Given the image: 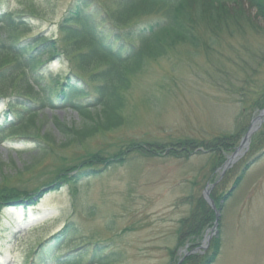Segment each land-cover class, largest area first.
I'll return each mask as SVG.
<instances>
[{"label": "rangeland", "instance_id": "rangeland-1", "mask_svg": "<svg viewBox=\"0 0 264 264\" xmlns=\"http://www.w3.org/2000/svg\"><path fill=\"white\" fill-rule=\"evenodd\" d=\"M72 1L0 0V10L27 16L30 31L25 36L42 33L55 38L57 24ZM99 2L105 8L112 5V0ZM199 31L203 36V30ZM219 34L213 39L211 35L202 37L198 47L179 44L156 59H148L131 77L125 123L82 143L63 146L64 136L54 129L55 115L68 126L80 127L77 113L47 108L38 111L35 119L41 132L51 133L55 141L45 140L49 151L37 149L17 128L3 124L5 102L0 100V194L12 189L39 190L31 202L37 207H28L31 203L25 201L16 208L0 209V264H29L37 244L68 222L73 232L57 251L82 253V264H88L97 242V253L111 264H176L185 252L202 245L215 218L194 241L195 231L187 233L191 214H200L201 201L207 204L205 187L220 176L222 164L258 115L251 106L243 110L242 88L251 96L249 88L264 80V65L262 73L251 77L239 64L243 60L257 66L245 50L264 48V38L250 32L244 36ZM210 39L213 43L209 45ZM47 64L53 74L64 76L70 71L63 57ZM247 78L254 82L245 81ZM258 125L262 133L251 137L242 157L227 169L226 182L220 180L210 191L211 197L220 198L245 163L258 156L220 211L217 232L222 246L212 264H264V121ZM223 136L222 146L217 145L214 152L191 149L188 158L167 153L145 157L133 150L140 142L170 147L176 140L206 141ZM120 152L125 154L122 164L93 162L90 169L101 172L62 182L57 189L46 186L62 174L60 169L69 178L71 170L65 168L86 160L89 154L110 158ZM37 157L39 161H33ZM183 220L186 230H180ZM200 252L188 255L181 264H204L206 253ZM32 264L41 263L36 260ZM46 264L56 263L48 260Z\"/></svg>", "mask_w": 264, "mask_h": 264}, {"label": "trees", "instance_id": "trees-1", "mask_svg": "<svg viewBox=\"0 0 264 264\" xmlns=\"http://www.w3.org/2000/svg\"><path fill=\"white\" fill-rule=\"evenodd\" d=\"M199 30H203V36ZM29 31L26 15L0 11V100L7 98L8 107L16 116L12 125L19 130L21 137L45 152V149L50 150L45 140H55L51 133L41 132L35 119L38 111L71 109L80 117L82 125L74 127L54 116V129L65 139L63 146L82 143L96 134L113 131L125 123L126 93L131 77L148 59H156L179 44L198 47L202 37L211 35L213 39L224 32L229 36L235 33L244 36L250 32L264 38V0H112V5L107 8L99 0H73L57 24V37L42 33L25 36ZM212 39L207 44L213 43ZM245 52L257 66L253 67L241 58L239 64L243 72L253 77L264 65V48L246 49ZM62 57L69 64V73L64 76L53 74L47 63ZM248 82L254 81L249 79ZM259 82L260 85L249 88L251 96H247L248 92L242 88L243 110L248 106L256 112L264 108V80ZM261 133V130L255 132L256 135ZM225 138L176 140L170 147L140 142L133 150L145 157L167 153L169 157L188 158L191 149L202 147L206 152H214L217 145L222 146ZM124 155L120 152L105 158L99 153L89 154L86 160L65 168L71 170L69 178L60 169L62 174L46 186L57 189L62 182L77 181L101 172V169H90L93 162L104 161L109 166L122 164ZM257 157L245 163L228 192L220 198H214L216 195L212 194L217 208L222 209ZM33 159L39 161V157ZM227 177L223 178V183ZM37 192L38 189L34 192L12 189L9 194L2 193L0 209L19 205L25 200L32 202L33 194ZM200 206V214H191L193 229L188 226L187 233L195 231L194 241L200 239L201 229L214 219L211 207L203 201ZM186 228V220H183L180 230ZM72 232L73 225L69 222L61 231L38 244L32 251L34 262L38 260L46 264L53 258L56 264H82V256L78 254H53ZM220 246L218 231L205 254L204 264L214 261ZM99 248V243L95 244L89 263L111 264L105 256L97 253Z\"/></svg>", "mask_w": 264, "mask_h": 264}, {"label": "water", "instance_id": "water-1", "mask_svg": "<svg viewBox=\"0 0 264 264\" xmlns=\"http://www.w3.org/2000/svg\"><path fill=\"white\" fill-rule=\"evenodd\" d=\"M263 116H264V108L259 112V114L256 116V118L252 121L251 126L249 127V129L245 133V135L242 138L239 146L235 149V151L231 154V156H229L227 158L226 162L223 165V167H224L223 170H225L228 167L229 164H231L232 162H234L235 156L240 155L242 153L239 150H241L243 147H247V144H248V140H249L250 135L258 128V124L257 123H259L262 120ZM204 195H205V199L207 200V202L212 206V208L214 210H216L215 204H214L213 200L209 196V190L206 189L204 191ZM217 217H218V214L216 212L215 213L214 225L211 228V230L216 229V226H217ZM210 237H211V235L208 236L206 240L209 241Z\"/></svg>", "mask_w": 264, "mask_h": 264}]
</instances>
